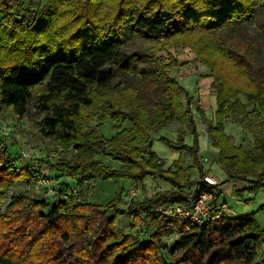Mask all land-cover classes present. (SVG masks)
Wrapping results in <instances>:
<instances>
[{"label":"trees","instance_id":"trees-1","mask_svg":"<svg viewBox=\"0 0 264 264\" xmlns=\"http://www.w3.org/2000/svg\"><path fill=\"white\" fill-rule=\"evenodd\" d=\"M104 1L31 0L29 11L25 0H0V108L19 121L41 119L39 136L64 152L52 169L70 179L52 200L22 194L0 214V264H264V229L254 217L225 214L183 231L187 222L170 228L158 211L191 207L203 192L216 205L235 181L264 190V0H107L116 16L101 25ZM15 10L25 16L17 20ZM174 38L185 40L213 80L217 110L207 133L226 176L219 186L205 181L193 98L170 73L177 63L156 56ZM227 120L245 137L257 135L253 148L233 143ZM177 121L189 125L177 142L155 138ZM109 123L115 134L106 133ZM151 141L180 154L174 168L164 169ZM187 155L192 167L183 166ZM15 162L0 135V200L15 182L40 176L30 165L17 172ZM147 179L170 189L128 204L123 195L107 206L89 200L98 182ZM123 216L133 217L129 232L119 224ZM176 229L182 235L164 243Z\"/></svg>","mask_w":264,"mask_h":264},{"label":"rangeland","instance_id":"rangeland-1","mask_svg":"<svg viewBox=\"0 0 264 264\" xmlns=\"http://www.w3.org/2000/svg\"><path fill=\"white\" fill-rule=\"evenodd\" d=\"M25 2V8L29 9V11H35V9L29 8L31 0H25ZM43 2L46 4V0H43ZM112 3L107 0L104 1L105 9H103V12L100 11V21H98L99 24L102 25L104 22H109V20H113L115 18L117 8H115V3L113 1ZM14 13L17 20H21L22 17L25 16V13L20 10H15ZM58 23L61 24V21H58ZM59 24L57 25L59 26ZM139 43L140 42L137 44ZM149 46L152 47L153 45L149 44ZM156 53V56L163 61L164 65H169L173 62L177 63V67L170 70V73L171 75L178 78L180 84L186 90L188 89L187 91L193 98L192 111L194 114L198 134L200 137H208L209 139V141L207 140V145L210 147L200 151V160L208 173L207 175L218 177L221 182H224L226 176L218 164L219 154L217 150L212 145H210L211 141L207 133V121L214 120L215 112L217 110L216 95L212 87L213 80L211 81L210 78H207V76L210 74L209 69L200 61L196 60L197 57L195 52L189 45L185 43L184 39L174 38L169 41H165L164 46L161 47ZM240 99L243 102H246L245 97H240ZM199 100L203 103V106L198 104L200 102ZM182 104L184 106L186 105L185 99H182ZM249 109L252 110L253 106H250ZM40 120V118L35 116L34 119L27 118L19 121L9 110L0 108V135L2 140L8 146L10 155L16 160L14 165L15 170L19 172L23 166L30 165L40 174V176L34 178L30 184H27L23 180H19L11 187H8L3 191L4 195L0 200L1 215H5L11 207L14 199L18 198V196L22 194L29 195L38 200H43L45 198L50 199L52 195L47 196L48 194H46V191L40 194L36 193V184L40 177L42 178L46 176L48 179L53 180L55 182L53 185H56L58 188H62V185L65 182L70 181L66 174L54 171L52 169V167L57 164L58 159L63 156L61 154L64 152H62L55 142L42 139L39 136L37 124ZM96 124L97 121L93 123V125ZM110 124L112 125V123H109L108 127L105 129L108 130V132H106L108 135L115 134V131L110 129ZM262 126L264 127V123ZM169 129L177 133L178 138L177 140L173 141L177 142L179 139V134L189 131V125L177 121L174 122ZM102 133H104V131H102ZM226 133L233 137L232 140L235 145H243L245 149L253 148V141H255L257 138V135L254 137L252 135H247L248 138L245 137L246 132L244 129H242V127L239 125L232 124L230 120H227L226 122ZM185 142L187 145L191 146L193 144V137L187 134L185 137ZM154 143L155 142H153V146H151V148L158 149L159 147L157 148V146L159 145L156 143L154 146ZM159 144L161 145V148L163 147L164 149L162 150L159 148L160 150H157L158 153L162 158L164 157V159L168 161L167 159H170V156H167L169 154L168 152L172 153L174 151L161 143ZM204 159H207V161H203ZM102 161L111 166L113 169H119L121 167L120 163L114 162L104 157H102ZM183 166H193V161L190 155H187L184 158ZM172 168H174V165ZM164 169L169 170L166 167V164ZM52 172L59 174L57 179H55V177L52 175ZM191 178H198V174H196V172L191 174ZM139 187L141 188V192L135 198L152 196L159 191L170 189V186L167 183L161 180L151 179H147ZM73 189H76V187ZM112 189L113 192L107 194V192L103 190L101 184H96L95 187L89 192V200L95 203L107 205V202H111L117 199L120 195H123L125 203H129L130 191H124L125 193L119 195L115 192V186ZM222 189L225 190L226 194L223 195L224 200L229 204L227 205V214L252 216L264 229V212L261 211V208L264 206V190H259L254 194H249L247 191L238 193V187H234L233 185H230V183L224 185ZM231 195H235V197L241 201V203L236 204L234 201H232ZM107 211L109 216H113L114 211L111 208H108ZM130 223L131 220L128 218V216H123L119 219L120 226L123 227L127 232L130 231ZM143 228L144 227H141V230H143ZM153 232L154 229L151 230L150 234ZM146 238V240H148L149 237ZM162 241L166 244H172V242H174L172 241V236H166L162 239ZM181 256V254L178 255V257ZM166 257L170 263L173 262L172 257L168 255H166ZM258 260H264V245H261L260 247Z\"/></svg>","mask_w":264,"mask_h":264},{"label":"built area","instance_id":"built-area-1","mask_svg":"<svg viewBox=\"0 0 264 264\" xmlns=\"http://www.w3.org/2000/svg\"><path fill=\"white\" fill-rule=\"evenodd\" d=\"M203 161H207L204 159ZM205 181L214 186H219L222 182L218 177L207 175L205 177ZM55 182L53 180L48 179L46 176L40 177L39 181L36 184V193L40 194L46 191V194L55 196L57 193L58 187L53 185ZM141 192V188L139 185L135 186L132 190H130V201L137 197ZM73 193L76 194L77 190L73 189ZM129 201V202H130ZM213 196L208 192L201 193L196 201L193 203L191 207H185L183 205H165L159 207L158 211L164 214L170 221L167 226L172 228L175 227V222L182 224L183 222H187V224L182 229L183 231H188L189 226L195 225H203L207 221H217L223 215L227 214L226 210L228 206L226 203H217L216 205H212ZM133 217H131V220ZM144 223L142 224V227ZM174 235H172V241L177 240L183 233L182 230L176 229Z\"/></svg>","mask_w":264,"mask_h":264},{"label":"crops","instance_id":"crops-1","mask_svg":"<svg viewBox=\"0 0 264 264\" xmlns=\"http://www.w3.org/2000/svg\"><path fill=\"white\" fill-rule=\"evenodd\" d=\"M211 81H212V79H211ZM198 104L201 105V106H203V103L201 101ZM155 138L156 139L166 138V139H169L171 141H175V140H177L178 136H177V133H175L174 131H172L170 129L169 130L168 129H163V130L159 131L156 134V137ZM207 140L209 141L208 137H202V136L200 137V151H202V150L207 149L208 147H210V146L207 145ZM156 143H157V145H159V146H157V148L159 147L162 150L164 149L163 147L161 148V145L159 144L160 142H158V141H155L154 146L156 145ZM210 145H212V144L210 143ZM158 149H154L153 148L152 149V152L157 156L158 161H164L165 164H166V167L168 169H171L173 167V165L175 164V162L179 160L180 154L178 152H175V151L172 152V153L168 152L169 154L167 156H170L169 157L170 159H167L168 161H166V159H164V157L162 158L161 155L158 153V151H157ZM217 152L219 154V150H217ZM97 184L98 185L101 184L103 190H105L107 192V194L113 192V189L112 188L115 186L116 187L115 192L118 193L119 195L125 193L124 192L125 190L126 191H130L133 187L136 186V185H134V184H132L130 182H127V181H119V182H116V181H112V180L106 181V182H98ZM230 185H233L234 187H238V193H242V192H246L247 191L249 194H254V193L257 192V191L256 192H251L249 190V185L246 184V183H243V182L235 181V182H231ZM222 191H223V195H226L225 194V190L222 189ZM223 195L220 198L219 203H226L227 205H229L228 202L224 200V196ZM231 199L236 204L241 203V201H239L235 197V195H231ZM115 200H113V201H115ZM113 201H111V202H113ZM111 202H107V205H108V203L110 204ZM97 204L98 205H101V206H107L106 204H104V205L103 204H99V203H97ZM242 216H244V215H242Z\"/></svg>","mask_w":264,"mask_h":264},{"label":"water","instance_id":"water-1","mask_svg":"<svg viewBox=\"0 0 264 264\" xmlns=\"http://www.w3.org/2000/svg\"><path fill=\"white\" fill-rule=\"evenodd\" d=\"M8 0H4V2H7ZM150 146H153V142H150Z\"/></svg>","mask_w":264,"mask_h":264}]
</instances>
